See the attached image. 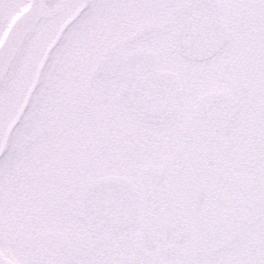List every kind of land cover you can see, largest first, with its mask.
Segmentation results:
<instances>
[{
	"label": "snow or ice",
	"instance_id": "obj_1",
	"mask_svg": "<svg viewBox=\"0 0 264 264\" xmlns=\"http://www.w3.org/2000/svg\"><path fill=\"white\" fill-rule=\"evenodd\" d=\"M0 264H264V0H0Z\"/></svg>",
	"mask_w": 264,
	"mask_h": 264
}]
</instances>
